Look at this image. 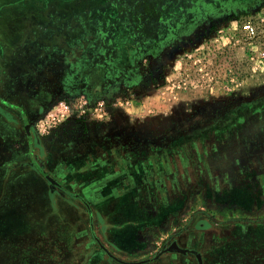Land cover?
Returning <instances> with one entry per match:
<instances>
[{"label":"rangeland","instance_id":"374dc122","mask_svg":"<svg viewBox=\"0 0 264 264\" xmlns=\"http://www.w3.org/2000/svg\"><path fill=\"white\" fill-rule=\"evenodd\" d=\"M39 2L65 15L47 25L67 43L33 67L29 0H0V264H105L94 248L121 221V243L137 232L148 246L135 263L177 243L202 264H264V190L254 208L245 196L264 185V0ZM36 25L39 58L51 47L45 11ZM104 164L123 181L112 197L138 205L115 221L121 203L39 202L19 218L8 209L42 173L74 199L69 171Z\"/></svg>","mask_w":264,"mask_h":264},{"label":"crops","instance_id":"0c3cea01","mask_svg":"<svg viewBox=\"0 0 264 264\" xmlns=\"http://www.w3.org/2000/svg\"><path fill=\"white\" fill-rule=\"evenodd\" d=\"M40 0H29V9H30V17L27 21V55H28V61L30 64L35 67L37 65L38 59H45L46 55H48V51L52 50L55 46L60 47L64 46V44L67 43V40H62L61 37L56 39V34L54 31L48 29L46 30V37H47V43L51 45L49 49L46 48V51H42L41 57H36L39 51H41L40 47L38 46V39L40 37L36 36V31H37V22L42 16V12H46V22L47 20H50L53 16H56L57 19H61V21H66L64 20V15L57 14L55 9L52 6L46 5V7H43L42 4L39 2ZM73 22V21H72ZM54 32V33H53ZM43 36L41 32V37ZM61 36V35H60ZM66 39V38H65ZM69 39V38H68ZM71 40V39H69ZM40 64V62H39ZM114 168L111 167L110 164H104L103 166L96 167V168H90L85 171L83 170H70V176L69 181H70V187H65L64 189L69 190L72 189V187H75L76 190L80 191L78 196H75L74 199H62L59 197V195L55 194L56 191L53 190L52 185L48 182L46 179V182L43 180V182H37L33 183L30 185V188L27 190L25 194H22L20 196L15 195V194H10L9 195V202H12L11 205L9 206V210H13L15 212V215L17 214L16 218H19L20 215L23 213H28L29 210H32L33 207H31L32 204H38L39 202L45 203V202H53L55 203V206L58 201H62L64 204L72 203V201H76L77 199H81L83 201H87L88 203H95V206L97 209H100L101 207H105L108 210H111V212L115 211L117 208L118 203H121L118 208L116 213H113L110 217L112 220L115 221V217L117 216V213L122 214V211L124 212L126 206L128 203H132L133 207L137 208L138 205L134 204L132 200H128V197H123L120 199H114L112 197V193L114 191V187L120 185L123 183L122 179H116L112 175V171ZM104 170V171H103ZM102 175V176H101ZM101 176V177H100ZM62 185V184H61ZM252 186V189H251ZM249 186L250 189L246 191L245 196L248 197V199L252 203V208H254L255 202L259 199H262V196L259 194V185L258 184H253ZM62 187V186H60ZM91 187L92 190L90 192V196L86 197L83 195V190ZM95 187H98L97 190H95ZM94 188V189H93ZM103 189V190H102ZM88 191H90L88 189ZM40 192H43L41 194ZM96 209V210H97ZM2 213V212H1ZM83 213L79 216H82ZM48 217L45 219H40L41 223H46ZM117 220V218H116ZM130 222L127 221H121L119 223H106L107 224V230L113 229L115 232L114 239L112 240L111 238L110 241L111 243L113 242L114 245L117 247L113 246L110 242L109 239L107 238V230L106 232L104 231V239L107 243V245H104V247H100L99 249L94 248V252L100 253L101 256L103 257V261L105 264H140V263H135L136 261H145L146 260H138V256L141 257L144 255L145 251L147 249V244L144 242V238L140 234L137 235L138 233L135 232L134 234L131 233V236H134V241L129 243V244H123V240L128 237L127 236V225H129ZM36 224V223H34ZM126 225V227L124 226ZM85 233H82L81 231H76L75 235H73V238L78 241V238L82 239L84 237ZM81 243V242H80ZM111 249L109 248V246ZM85 249L87 251H90L91 253L93 252V249L87 246ZM108 256V258H107ZM93 257V256H92ZM134 257V258H131ZM193 254H183V253H177V252H166L162 254L160 257L157 258L156 262L154 264H195L196 259ZM134 260V262H133Z\"/></svg>","mask_w":264,"mask_h":264},{"label":"flooded vegetation","instance_id":"af4514ba","mask_svg":"<svg viewBox=\"0 0 264 264\" xmlns=\"http://www.w3.org/2000/svg\"><path fill=\"white\" fill-rule=\"evenodd\" d=\"M61 14V13H60ZM62 15V14H61ZM65 16V15H64ZM59 22L61 21V19L59 18V19H57ZM67 20V19H66ZM50 21H52V19L50 20ZM70 21V20H69ZM26 28H27V25H26ZM50 29V25H47V22H46V30H48V29ZM60 28V27H59ZM50 30H53V29H50ZM59 36H60V34H59ZM46 41H47V37H46ZM10 106H12V105H10ZM258 122H264V119L263 118H261L260 120H258ZM263 134H264V132H263ZM262 139H264V137L262 138ZM42 175L48 180V182H49V180L51 181V182H49L51 185H52V188H53V190L55 191L56 190V188H60V186H62L59 182H57V184H56V181L55 180H53V179H50L47 175H46V173H42ZM256 184H258L259 185V187H260V189H261V191L262 190H264V185L262 184V183H260V181H259V179H257L256 181H255V185ZM55 186H57V187H55ZM175 244V243H174ZM173 244V245H174ZM177 244V243H176ZM172 245V246H173ZM178 245V244H177ZM171 246V247H172ZM170 247V248H171ZM170 248L168 249V251L169 252H177V253H183V254H186V253H189V254H193V256H194V254L196 253V252H194V251H191V252H193V253H190L189 252V250L188 249H183V248H181V249H183V250H185L184 252H178V251H171L170 250ZM167 251V252H168ZM166 253V252H165ZM195 256L197 257V255L195 254ZM194 256V257H195ZM195 257V259L198 261V263L199 264H202V258H196ZM199 259H201V262H200V260Z\"/></svg>","mask_w":264,"mask_h":264},{"label":"built area","instance_id":"2783aa9c","mask_svg":"<svg viewBox=\"0 0 264 264\" xmlns=\"http://www.w3.org/2000/svg\"><path fill=\"white\" fill-rule=\"evenodd\" d=\"M243 30L249 37H256L260 33V24L253 22H246L243 24ZM63 104V103H62Z\"/></svg>","mask_w":264,"mask_h":264},{"label":"water","instance_id":"95a60500","mask_svg":"<svg viewBox=\"0 0 264 264\" xmlns=\"http://www.w3.org/2000/svg\"><path fill=\"white\" fill-rule=\"evenodd\" d=\"M171 251L184 252L185 250L181 249L176 243L170 248ZM198 258H200L198 253H195ZM201 262V259H199Z\"/></svg>","mask_w":264,"mask_h":264},{"label":"bare ground","instance_id":"6f19581e","mask_svg":"<svg viewBox=\"0 0 264 264\" xmlns=\"http://www.w3.org/2000/svg\"><path fill=\"white\" fill-rule=\"evenodd\" d=\"M103 171H104V170H103ZM101 176H102V175H101ZM101 176H100V177H101ZM102 190H103V189H102Z\"/></svg>","mask_w":264,"mask_h":264}]
</instances>
